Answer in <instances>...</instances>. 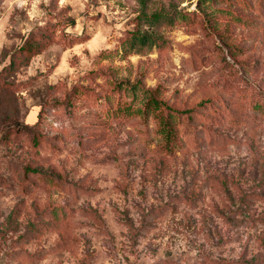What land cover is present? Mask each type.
I'll return each instance as SVG.
<instances>
[{
	"label": "rangeland",
	"instance_id": "obj_1",
	"mask_svg": "<svg viewBox=\"0 0 264 264\" xmlns=\"http://www.w3.org/2000/svg\"><path fill=\"white\" fill-rule=\"evenodd\" d=\"M261 100L264 0H0V264H264Z\"/></svg>",
	"mask_w": 264,
	"mask_h": 264
},
{
	"label": "trees",
	"instance_id": "obj_2",
	"mask_svg": "<svg viewBox=\"0 0 264 264\" xmlns=\"http://www.w3.org/2000/svg\"><path fill=\"white\" fill-rule=\"evenodd\" d=\"M146 0H143V3ZM232 53V52H231ZM161 88L147 91V101L143 107L131 109V105H125L122 111L127 115H139L146 123L154 121L157 133L161 137L159 149L162 153L172 155L182 146V132L180 125L183 123L185 111H179L169 106L161 99ZM121 107H118V109ZM257 111H264V102H254Z\"/></svg>",
	"mask_w": 264,
	"mask_h": 264
}]
</instances>
